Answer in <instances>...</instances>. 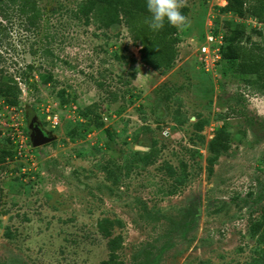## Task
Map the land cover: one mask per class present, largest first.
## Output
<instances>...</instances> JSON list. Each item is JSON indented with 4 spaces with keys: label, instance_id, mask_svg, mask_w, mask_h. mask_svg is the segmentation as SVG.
<instances>
[{
    "label": "rangeland",
    "instance_id": "rangeland-1",
    "mask_svg": "<svg viewBox=\"0 0 264 264\" xmlns=\"http://www.w3.org/2000/svg\"><path fill=\"white\" fill-rule=\"evenodd\" d=\"M104 1L0 0V264H99L111 238L120 264H264L247 231L264 218V12L187 0L154 67ZM239 25L261 80L220 58ZM31 120L52 141L32 146Z\"/></svg>",
    "mask_w": 264,
    "mask_h": 264
},
{
    "label": "trees",
    "instance_id": "trees-1",
    "mask_svg": "<svg viewBox=\"0 0 264 264\" xmlns=\"http://www.w3.org/2000/svg\"><path fill=\"white\" fill-rule=\"evenodd\" d=\"M224 9L232 12L238 18H243L245 15L253 17L256 21L260 22V13L264 12V0H252L253 4L246 6L245 0H224ZM106 9L103 11L107 21L111 22L118 16H123L124 22L132 34L134 41L138 42L141 47L139 48V55L142 62L159 67L167 65L174 56L172 48L175 38V28L165 21L164 28L159 31H153L148 27L146 20L150 17L146 8V0H114L112 4L109 0H105ZM234 26L232 32L225 39L224 45L219 50L220 58L225 61L232 62L236 60L234 70L238 73L254 74L258 80H261L262 69L258 65L257 59L254 58L251 50H243L240 43V37L243 33V26L239 28ZM7 84L0 85V93L5 96L7 94ZM6 97V96H5ZM56 97L61 105L66 103V99L58 90ZM106 135H109L108 130ZM98 230L104 237L109 236V232L102 224H97ZM260 229L256 238L260 243L264 244V218L261 217L253 224L247 227L250 235ZM117 242L114 239L108 240V256L107 259L102 260L99 264H120L117 260ZM135 264V263H133ZM138 264V263H137Z\"/></svg>",
    "mask_w": 264,
    "mask_h": 264
},
{
    "label": "clouds",
    "instance_id": "clouds-1",
    "mask_svg": "<svg viewBox=\"0 0 264 264\" xmlns=\"http://www.w3.org/2000/svg\"><path fill=\"white\" fill-rule=\"evenodd\" d=\"M187 6V0H146V8L150 17L146 20L148 27L153 31L164 28L168 24L182 29L188 25L189 20L181 9Z\"/></svg>",
    "mask_w": 264,
    "mask_h": 264
},
{
    "label": "water",
    "instance_id": "water-1",
    "mask_svg": "<svg viewBox=\"0 0 264 264\" xmlns=\"http://www.w3.org/2000/svg\"><path fill=\"white\" fill-rule=\"evenodd\" d=\"M31 145L39 146L52 141L53 137L46 134L33 120L30 121Z\"/></svg>",
    "mask_w": 264,
    "mask_h": 264
},
{
    "label": "built area",
    "instance_id": "built-area-1",
    "mask_svg": "<svg viewBox=\"0 0 264 264\" xmlns=\"http://www.w3.org/2000/svg\"><path fill=\"white\" fill-rule=\"evenodd\" d=\"M206 39H207V42L209 43L211 41V36H207ZM199 52L200 53H205L206 52V47L205 46H201L199 48Z\"/></svg>",
    "mask_w": 264,
    "mask_h": 264
}]
</instances>
